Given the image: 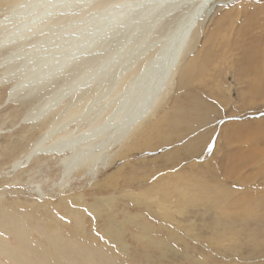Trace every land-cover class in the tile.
Instances as JSON below:
<instances>
[{"label": "rangeland", "instance_id": "rangeland-1", "mask_svg": "<svg viewBox=\"0 0 264 264\" xmlns=\"http://www.w3.org/2000/svg\"><path fill=\"white\" fill-rule=\"evenodd\" d=\"M212 4L152 117L97 151L93 165L63 173L68 155L41 152L12 169L68 100L24 122L38 96L6 101L0 83V210L35 225L54 220L63 235L81 226L106 250L99 264H264V0ZM85 107L70 110L60 124L74 120L43 148L86 134L110 111L88 125L92 110L78 118Z\"/></svg>", "mask_w": 264, "mask_h": 264}, {"label": "bare ground", "instance_id": "bare-ground-1", "mask_svg": "<svg viewBox=\"0 0 264 264\" xmlns=\"http://www.w3.org/2000/svg\"><path fill=\"white\" fill-rule=\"evenodd\" d=\"M215 1L0 0V83L7 85L5 100L38 96L37 105L23 117L24 122L31 123L47 119L68 100L30 151L11 168L15 170L43 152L68 155L60 159L66 173L80 164L93 165L102 147L137 131L152 117L153 109L190 52L207 7ZM172 18V27L163 33V22ZM148 52L151 55L136 66ZM261 63L259 59L260 67ZM192 64L191 61L180 70V84L192 73ZM126 73L128 79L98 108ZM82 102L86 107L78 118L93 111L88 125L106 108L110 111L100 125L86 134L73 138L71 131L43 148L74 120L60 124ZM37 220L35 225L28 218L23 220L22 215L0 210V264L103 262L101 255L106 250L93 236L79 235L81 226L72 231L74 235H63L50 226L54 220ZM33 232L37 235L33 236Z\"/></svg>", "mask_w": 264, "mask_h": 264}]
</instances>
